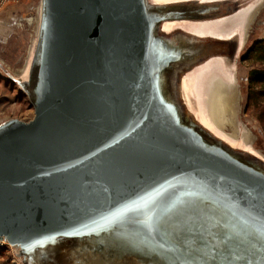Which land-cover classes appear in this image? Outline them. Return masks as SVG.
<instances>
[{"label":"water","instance_id":"95a60500","mask_svg":"<svg viewBox=\"0 0 264 264\" xmlns=\"http://www.w3.org/2000/svg\"><path fill=\"white\" fill-rule=\"evenodd\" d=\"M264 0H39L0 122L21 264H264V153L238 64ZM229 122H225L227 116Z\"/></svg>","mask_w":264,"mask_h":264},{"label":"rangeland","instance_id":"374dc122","mask_svg":"<svg viewBox=\"0 0 264 264\" xmlns=\"http://www.w3.org/2000/svg\"><path fill=\"white\" fill-rule=\"evenodd\" d=\"M38 3L39 0H0V63L9 70L20 71L24 65L35 31ZM256 39L264 40V8L251 26L241 56L246 54ZM262 68L264 64L255 57L242 59L238 64L240 118L251 131L255 147L264 153V114L261 107L264 98L248 100L249 72ZM260 86L253 84L252 87L258 89ZM33 116L34 109L26 94L0 69V122L9 118L29 120ZM0 264H21L13 247L5 241H0Z\"/></svg>","mask_w":264,"mask_h":264},{"label":"trees","instance_id":"16d2710c","mask_svg":"<svg viewBox=\"0 0 264 264\" xmlns=\"http://www.w3.org/2000/svg\"><path fill=\"white\" fill-rule=\"evenodd\" d=\"M255 57L257 60L264 64V40L256 39L253 45L247 50L243 59L247 60L249 58ZM249 82L250 88L248 93L249 101H258V97L264 98V68L253 69L249 72ZM253 84H260L258 89H255ZM262 113L264 114V103L261 105Z\"/></svg>","mask_w":264,"mask_h":264},{"label":"bare ground","instance_id":"6f19581e","mask_svg":"<svg viewBox=\"0 0 264 264\" xmlns=\"http://www.w3.org/2000/svg\"><path fill=\"white\" fill-rule=\"evenodd\" d=\"M229 120H230V116L228 115L225 122L227 123V122H229Z\"/></svg>","mask_w":264,"mask_h":264},{"label":"built area","instance_id":"2783aa9c","mask_svg":"<svg viewBox=\"0 0 264 264\" xmlns=\"http://www.w3.org/2000/svg\"><path fill=\"white\" fill-rule=\"evenodd\" d=\"M2 1H5V0H2Z\"/></svg>","mask_w":264,"mask_h":264}]
</instances>
